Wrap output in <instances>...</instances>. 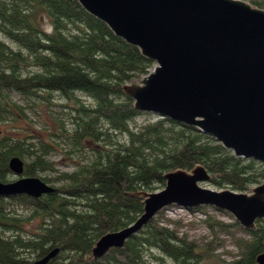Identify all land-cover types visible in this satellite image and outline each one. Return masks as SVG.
Returning a JSON list of instances; mask_svg holds the SVG:
<instances>
[{"label":"trees","instance_id":"obj_1","mask_svg":"<svg viewBox=\"0 0 264 264\" xmlns=\"http://www.w3.org/2000/svg\"><path fill=\"white\" fill-rule=\"evenodd\" d=\"M250 4L264 10V0H250ZM43 15L50 21L51 32L42 27ZM0 33L27 53L0 42V121H7L11 108L28 118L24 107L10 101V93L23 99L57 93L75 105L77 124L72 138L79 146L89 141L109 142V130L130 135V142L115 150L92 149L98 158L72 173H60L59 186L52 185L54 179L41 178L56 188L52 194L39 199L26 195L0 198V264H32L56 248L60 253L49 264H145V254L159 259L153 252L174 264H258L257 258L264 253V220H258L253 230L234 224L250 239L243 241L239 258L225 262L207 256L204 248L163 225L157 216L123 248L94 260L96 243L134 224L144 212V199L138 194L155 184L166 185L165 175L203 167L211 176V185L242 193L264 181V166L237 158L196 128L168 119L157 118L141 132H133L130 124L145 113L135 110L124 87L143 79L155 64L84 10L78 0H0ZM29 67L39 71L22 72ZM80 94L95 106L81 104ZM166 123L171 126L167 128ZM31 139L35 137L0 140V182L10 183L9 161L15 156L25 163V177L56 172L55 165L45 159L50 146L43 144V152L37 155L34 146L27 145ZM167 139H174L176 148L161 150L162 155L149 159L146 151L166 147ZM27 155L35 158L27 162ZM15 205L33 215L25 218L11 212L9 206ZM190 211L207 213L201 207ZM35 219L41 223L32 228ZM215 225L229 227L221 222Z\"/></svg>","mask_w":264,"mask_h":264},{"label":"water","instance_id":"obj_2","mask_svg":"<svg viewBox=\"0 0 264 264\" xmlns=\"http://www.w3.org/2000/svg\"><path fill=\"white\" fill-rule=\"evenodd\" d=\"M128 44L140 49L154 69L124 87L136 111L196 128L235 157L264 165V10L242 0H78ZM19 179L0 182V198L39 199L56 188L24 177L25 163L12 157ZM161 192L139 193L142 216L129 227L104 235L94 260L121 249L169 207L190 211L213 207L253 230L264 220V183L252 195L200 187L210 183L203 167L165 175ZM56 248L32 264H49ZM264 264V253L257 258Z\"/></svg>","mask_w":264,"mask_h":264},{"label":"rangeland","instance_id":"obj_3","mask_svg":"<svg viewBox=\"0 0 264 264\" xmlns=\"http://www.w3.org/2000/svg\"><path fill=\"white\" fill-rule=\"evenodd\" d=\"M242 1L250 4V0ZM41 23L45 30L51 32L50 21L44 15L41 16ZM0 42L7 45L15 52L21 50L20 47L1 33ZM23 53L25 56L27 55L25 51H23ZM1 64L2 66L4 65L2 62ZM37 71L39 70L35 67L22 69L23 73ZM9 96L11 99L10 101H12L13 104H17L25 108V114L28 118L22 116L15 108L9 109L12 114H6L7 121H0V140L7 136L15 138L34 136L35 139L28 140L27 145L32 144L34 146L33 150L37 152V155H40L43 152V144L49 145L50 147L47 150L48 153L45 159L55 165L54 167L56 172H39L38 178L54 179V182L52 183L54 186L60 185L59 183H56V178L60 173H72L79 166L90 165L93 163L98 158V153L92 149L115 150L119 148V146L127 145L130 142L129 134H121L119 132L109 130V142L89 141L85 142V147L79 146L72 138V134L77 124V120L75 118L77 115L73 109L75 105L72 101L57 93L49 95L42 93V96L44 98L47 97L49 102L47 99L44 100V98L23 99L16 93H10ZM77 99L87 108H93L95 106L94 101L87 96L80 94ZM157 118L158 117L152 114L142 115L130 124V128L133 132H141L146 125L157 121ZM165 126L168 128L171 125L166 123ZM105 130H107V126H105ZM167 140L168 142L166 147L161 146L158 149L146 151L149 159H153L157 155H162L160 153L161 150L170 151L176 148L177 145L174 139ZM34 156L27 155L25 160L30 162L33 158H35ZM258 164L259 166H264L260 163ZM257 170L260 172L262 168L258 167ZM23 176L25 177V175ZM18 179L19 178L12 172L8 177V181L10 182H14ZM263 183L264 181L259 185L252 186L250 191L242 193L252 195V190ZM199 185L202 188L216 192L230 190V188L227 187H215L211 185V183H200ZM164 189L165 185L155 184L153 185V189L145 192L147 194H153L161 192ZM77 208L79 210H83L82 206ZM201 208L205 209L207 213L203 214L201 212H191L179 209L177 207H169L157 215L156 219H158L163 225L177 231L180 235H186L189 240L196 242L199 247L204 248L208 252L207 256L214 255L218 259L225 262H232L239 258L241 252H243V241L249 240L250 237L241 229V227L234 226L237 221L228 212L217 211L213 207ZM9 210L15 214L24 216L25 218H30L33 215L31 210L21 206H9ZM215 222H221L229 225V227L221 228L220 226L215 225ZM40 223V219H35L30 223V227L36 228ZM153 255L159 259L155 260L153 257L145 254V264H174L168 260H161L160 258L162 257L156 252H153Z\"/></svg>","mask_w":264,"mask_h":264}]
</instances>
